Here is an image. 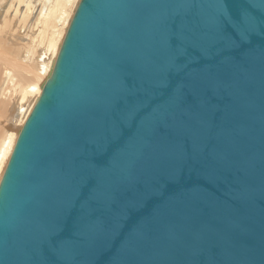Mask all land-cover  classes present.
I'll list each match as a JSON object with an SVG mask.
<instances>
[{
  "label": "water",
  "instance_id": "95a60500",
  "mask_svg": "<svg viewBox=\"0 0 264 264\" xmlns=\"http://www.w3.org/2000/svg\"><path fill=\"white\" fill-rule=\"evenodd\" d=\"M0 264H264V0H81L0 182Z\"/></svg>",
  "mask_w": 264,
  "mask_h": 264
},
{
  "label": "bare ground",
  "instance_id": "6f19581e",
  "mask_svg": "<svg viewBox=\"0 0 264 264\" xmlns=\"http://www.w3.org/2000/svg\"><path fill=\"white\" fill-rule=\"evenodd\" d=\"M80 1L0 0V182Z\"/></svg>",
  "mask_w": 264,
  "mask_h": 264
},
{
  "label": "rangeland",
  "instance_id": "374dc122",
  "mask_svg": "<svg viewBox=\"0 0 264 264\" xmlns=\"http://www.w3.org/2000/svg\"><path fill=\"white\" fill-rule=\"evenodd\" d=\"M5 85H6V84H5ZM5 85H4V86H5ZM5 91H6V94H7L8 96H13V95H12V93H13L12 89H10V93H11V94L9 93V89H7V90H5ZM0 125H1L2 127H4V124L1 123V122H0Z\"/></svg>",
  "mask_w": 264,
  "mask_h": 264
}]
</instances>
